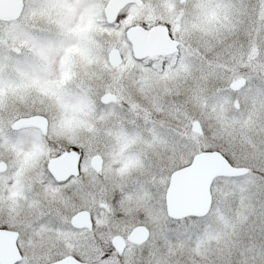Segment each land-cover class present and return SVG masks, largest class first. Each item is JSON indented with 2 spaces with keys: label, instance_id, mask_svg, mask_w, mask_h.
Instances as JSON below:
<instances>
[{
  "label": "snow or ice",
  "instance_id": "obj_1",
  "mask_svg": "<svg viewBox=\"0 0 264 264\" xmlns=\"http://www.w3.org/2000/svg\"><path fill=\"white\" fill-rule=\"evenodd\" d=\"M0 264H264V0H0Z\"/></svg>",
  "mask_w": 264,
  "mask_h": 264
}]
</instances>
